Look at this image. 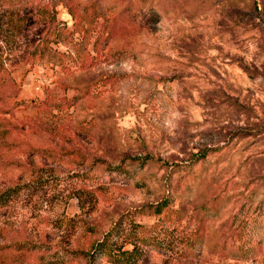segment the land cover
I'll use <instances>...</instances> for the list:
<instances>
[{
	"label": "rangeland",
	"instance_id": "obj_1",
	"mask_svg": "<svg viewBox=\"0 0 264 264\" xmlns=\"http://www.w3.org/2000/svg\"><path fill=\"white\" fill-rule=\"evenodd\" d=\"M30 1L0 31V264H111L67 252L110 226L136 264H264V0Z\"/></svg>",
	"mask_w": 264,
	"mask_h": 264
},
{
	"label": "trees",
	"instance_id": "obj_2",
	"mask_svg": "<svg viewBox=\"0 0 264 264\" xmlns=\"http://www.w3.org/2000/svg\"><path fill=\"white\" fill-rule=\"evenodd\" d=\"M52 1V0H50ZM30 0H0V31H3L5 28L2 29V27L10 28L15 30V34H25L26 28L21 27L23 26L22 23H24V20L31 18V11L32 8L29 7ZM53 4L56 3V1L52 2ZM24 9V12L22 11ZM22 12V13H21ZM42 13L48 14V18L50 20H54V9H48L44 5H40L37 10V15L40 16ZM30 17V18H29ZM17 21V24L14 23ZM57 30V28H55ZM14 32V31H13ZM17 32V33H16ZM59 34L58 31H55V36ZM44 38H41L35 45H33L30 56L34 57L37 55V58L39 60H42L43 52L49 51V48L43 47L46 46L45 43L47 42V38L44 41ZM47 49V50H46ZM54 50H50V55L48 57H45V60L47 62H53V61H59L58 55L54 54ZM34 55V56H33ZM56 55V56H55ZM52 60V61H51ZM202 157L204 156V153L200 154ZM200 156V157H201ZM189 161V164H191L193 161H195L197 158H199V155L195 154ZM1 195V193H0ZM174 201L172 196V190L169 193H166L164 197L157 201L153 206V213L159 214L161 212H164L166 217H169L173 213H178V208L172 206V202ZM135 226H139L138 224H135ZM89 230L92 231L93 228L89 227ZM142 237H135V240H123L120 238L118 240L117 232L115 229V226H110L106 231H104L100 238L96 239L94 242L90 244V246L86 250L81 249H71L67 251L72 255V257H77L78 255L85 257L90 260V257L93 254H105L108 256V261L111 264H136L138 259V252L141 251L142 248ZM190 241V240H189ZM129 245V248H125L124 246ZM190 248V245H186V247H180L179 252L174 251L176 254H183L184 249Z\"/></svg>",
	"mask_w": 264,
	"mask_h": 264
}]
</instances>
